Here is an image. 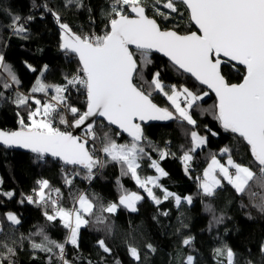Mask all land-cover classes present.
<instances>
[{
    "label": "trees",
    "instance_id": "1",
    "mask_svg": "<svg viewBox=\"0 0 264 264\" xmlns=\"http://www.w3.org/2000/svg\"><path fill=\"white\" fill-rule=\"evenodd\" d=\"M151 3L152 0H144L146 8ZM111 4L112 0H72L71 3L69 0H0L1 130H19L18 114L28 122V112L36 108L31 97L38 80L55 89L67 85V80L72 77L84 75L78 59L64 50L62 37L65 32L60 24H67L72 33L81 37L102 36ZM148 14L151 16V11ZM14 16L21 18L19 23L26 31H15ZM165 26L180 34L195 31L187 12L183 17L174 14V20L162 24ZM136 58L143 79L135 75L134 83L146 91L151 89L145 82H150L153 73L158 71L165 91L175 85L177 90L187 87L196 94L208 93L190 110L197 121L194 128L176 119L162 125L141 127L143 135L139 146L147 155L138 159L137 172L144 180L158 177L151 166V161L155 160L167 173L159 176L158 186L154 189L161 202L152 201L135 178L130 173L125 174L126 165L112 161L109 156H105L103 164L93 166L89 173L82 166L67 167L42 156L0 147V226L3 228L0 242L16 249L15 256H9L6 249L0 247V253L8 257L4 264L9 261L14 264H64L65 261L67 264H187L188 256L194 258L193 264H228L229 248L234 254L233 264H264V211L258 207L264 204V184L254 178L249 181L250 192L246 189L245 193H237L226 180H222L223 187L208 196L201 190V181L197 179L203 178L213 156L224 163L229 155L234 162L250 167L259 177L250 147L238 134L222 128L215 118L216 99L192 78L156 54H150L151 63L146 66L138 54ZM222 74L229 83L238 84L243 80L245 69L223 66ZM12 75L16 81L12 80ZM18 94L30 97L27 105L14 103ZM61 95L67 105L80 112L86 111V89L82 85H67ZM52 96H56V91L49 90L48 94L39 97L45 103ZM151 99L159 107L173 110L162 93L152 91ZM61 105L64 107L58 112L65 113L70 124H74L73 114ZM53 116V126L68 132L69 125L61 124L56 113ZM191 130L206 138L203 147L195 151H190L193 147ZM94 133L96 139L89 149L99 161L97 151L104 146L105 134L119 145L133 142L104 122L97 123ZM224 148H228L229 153H224ZM161 152L167 155L161 158ZM185 152L192 156L187 162V171L183 160ZM42 181L48 182L45 195L54 189L60 197L59 207L72 209L80 196L87 197L93 204L92 213L83 214L88 224L79 229L80 245L67 242L70 230L64 227L59 217L47 219V215L55 214L51 200L34 201ZM165 190L174 195L164 199ZM125 192L143 195L136 204V211L124 206L115 213L101 211L117 203ZM29 196L31 202L27 199ZM175 196L180 197L179 204ZM188 196L192 197L191 204L186 201ZM8 213L15 214L20 223L14 225L7 220ZM97 217H103L102 222H97ZM100 239L105 241L110 252L99 247L97 242ZM185 240L190 243L185 244ZM33 243L52 251L34 249ZM57 244L64 245L63 259L55 246ZM130 246L138 250L139 260L130 255Z\"/></svg>",
    "mask_w": 264,
    "mask_h": 264
},
{
    "label": "snow or ice",
    "instance_id": "2",
    "mask_svg": "<svg viewBox=\"0 0 264 264\" xmlns=\"http://www.w3.org/2000/svg\"><path fill=\"white\" fill-rule=\"evenodd\" d=\"M71 2L72 0H69V3ZM148 11H151V16ZM129 12L134 15H129ZM184 12H187L190 21L197 26L198 32L180 34L174 29L162 27L165 22L174 20V14L183 17ZM56 18L59 21L58 15ZM20 19L19 16L13 17L17 33L26 31L23 24L19 23ZM60 27L66 34L63 47L78 55L82 65L81 71L84 73L83 76L77 75L68 79L67 85H82L86 89L87 110L80 112L78 108L67 105L65 97L61 95L66 91L67 85L56 86V96L52 97L56 103L40 106L41 101L35 100L38 107L28 112L27 123L25 117L18 114L19 130H0V144L28 148L41 155L51 153L52 156L61 157L67 164H82L91 173L93 166L101 162L93 159L89 153L86 139L81 140L71 132L61 131L53 126V113L59 117L61 124H69L64 115L57 111L59 105H65L75 117L74 124L70 125L74 127H80L89 117H103L110 125H117L119 129L127 132L133 142L131 145H118L105 134L101 151L112 161L126 165L125 174L130 173L148 196L159 204L161 201L148 187V184L156 185L158 178L147 177L142 181L137 175V160L147 154L144 153L143 147L139 146L143 132L141 125L136 121L176 119L181 123L187 122L194 128L197 121L190 110L208 93L196 94L187 87L177 90L175 85L165 91L158 71L153 73L150 82H145L151 91L137 86L133 82L134 75H138L140 79H143V76L136 56L138 54L146 66L151 63L150 54L155 50L169 57L178 70L190 73L201 84L207 85L215 92L218 98L215 118L225 131L238 134L247 143L260 173L257 177L250 167L234 162L231 155L228 156L227 166L213 156L211 163L204 170L203 178H197L201 181L199 186L203 193L212 196L217 188L223 187L222 180H226L237 193H245L246 189L250 192L249 181L254 178L264 184V0H152L147 8L144 0H112L104 35L81 37L72 33L67 24H60ZM131 45L135 46V51L130 48ZM222 56L244 66L245 75L241 83L231 84L220 74ZM2 61L3 57L0 56V62ZM12 80L16 81L14 75ZM46 90L47 86L39 80L37 86L32 89L33 92ZM152 91L162 93L170 101L173 110L169 111V108H162L154 103L151 99ZM29 99L28 96L18 94L14 103L24 106L28 104ZM92 127V124L87 125L92 138L96 139ZM189 134L193 145L190 151H195L206 143V138L198 135L197 131L191 130ZM229 151L228 148L223 149L224 153ZM166 155V152L160 153L161 158ZM191 159L192 156L185 152V171L187 162ZM151 166L161 175H167L155 160L151 161ZM40 183L41 190L36 195L39 200L44 201L43 189L48 186V182ZM56 191L59 192L58 189ZM173 195L165 190L164 199ZM27 199L32 201L31 196ZM141 199L143 197L135 192H125L121 195L119 204L136 211L135 202ZM186 199L188 203L192 202L191 196ZM175 200L177 204L180 203L179 196H175ZM51 203L55 205L56 201L51 200ZM78 203V208L67 210L57 207L54 208V215L45 213L48 220L57 217L61 219L64 227L70 230L67 242L73 245L77 244L81 225L88 224L83 214H91L93 209V204L85 196H80ZM117 207L118 205L113 203L101 211L113 213ZM258 207L264 211V204ZM7 220L13 224L20 223L11 213L7 214ZM102 220L103 217H97V222ZM2 231L3 228L0 227V232ZM97 243L104 252L111 251L103 239ZM184 243L189 244L190 241L185 240ZM55 246L60 250L63 259L64 245ZM0 247L6 249L9 256H15V248L3 242H0ZM32 247L52 251L41 244L33 243ZM129 252L136 260L140 259L135 247L130 246ZM233 256L232 250L227 249L228 264H232ZM7 258L0 253V264H4ZM193 260L192 256H188L187 264H193ZM9 264H14V261H9ZM64 264H67V261Z\"/></svg>",
    "mask_w": 264,
    "mask_h": 264
},
{
    "label": "water",
    "instance_id": "3",
    "mask_svg": "<svg viewBox=\"0 0 264 264\" xmlns=\"http://www.w3.org/2000/svg\"><path fill=\"white\" fill-rule=\"evenodd\" d=\"M129 15H134L133 13H128ZM194 28H195V32H198V28L197 26L192 23ZM65 33L63 34V37H62V40H63V43H64V37H65ZM130 48L135 51V46L134 45H131ZM64 50H67L70 54H72L73 56H75L77 59H78V55L76 53H73L71 52L70 50L68 49H65ZM151 54H156L162 58H164L165 60H167L172 66L173 63L170 61L169 57L165 56L162 52H157L155 50H153L151 52ZM221 60H222V63L220 65V74H222V68L223 66H229V65H232L235 69L237 68H244L243 65H240L238 62L236 61H229V58H226V57H221ZM78 62L80 63L79 59H78ZM80 66L82 68V65L80 63ZM175 67V66H174ZM177 68V67H175ZM245 69V68H244ZM180 72H182L183 74H185L186 76L192 78L197 84H199L200 86H202L205 90H207L212 96H214V98L216 99L217 103H218V98L216 97V94L215 92L210 89L207 85L205 84H201L195 77H193L190 73H186L184 72L183 70H179ZM84 74V73H83ZM135 77V75H134ZM227 81V79H225ZM133 82H134V78H133ZM228 82V81H227ZM87 98V97H86ZM87 110V108H86ZM168 121L170 120H145V121H139L137 119V123H139L142 126H149V125H152V124H166ZM98 122H104L106 125L112 127L114 130H116L117 132H119L121 135L131 139L133 141V138L127 133V132H124L122 129H119V127L117 125H110L107 120L103 117H99V116H93V117H89L85 122L84 124H81L80 127H74V129L71 131L72 135L73 136H78L81 138V140H87V144H86V148L88 149L89 153L91 154L90 152V145L93 141V138H92V134L89 132L88 128H87V125L89 124H92L93 127H92V132H94L95 128H96V125ZM1 130V129H0ZM5 131V130H3ZM81 135H86L88 137H83ZM0 147L6 149V150H9V151H18V152H23V153H29V154H33V155H38V156H42L44 158H47V159H50V160H53V161H56V162H59L61 164H63L64 166H67V167H77V166H82L84 167L82 164H76V165H73V164H67L64 162V160L61 158V157H56V156H52L51 153H44L43 155L41 154H38V153H35V152H32L31 149H28V148H23V147H20V146H16V145H13V146H6V145H3V144H0ZM92 155V154H91ZM94 159V157H93ZM85 168V167H84Z\"/></svg>",
    "mask_w": 264,
    "mask_h": 264
},
{
    "label": "rangeland",
    "instance_id": "4",
    "mask_svg": "<svg viewBox=\"0 0 264 264\" xmlns=\"http://www.w3.org/2000/svg\"><path fill=\"white\" fill-rule=\"evenodd\" d=\"M36 86H37V84H36ZM35 86V87H36ZM49 90H53V91H55V89L54 88H51V87H48L47 86V90L46 91H37V92H32V100H33V102H34V104H35V100H40L41 101V105L40 106H42L43 104H46V103H56V101H54L53 99H47V102L45 101V103H43L42 102V100L40 99V95H42L43 93L45 94V93H47L48 94V91ZM42 93V94H41ZM34 95H37V96H34ZM52 97H54V96H52ZM36 105V104H35ZM60 106V105H59ZM58 106V107H59ZM182 106H183V103H182ZM36 107H38V105H36ZM64 107V106H63ZM54 114V113H53ZM62 114V113H61ZM62 115H64V117L68 120V118H67V115L65 114V113H63ZM66 125V127H67V125H69L68 126V128H69V130H68V132H71L73 129H74V127L73 126H70V125H73V124H70V122H69V124H65ZM72 127V128H71ZM81 136H83V137H86V135H81ZM119 145V144H118ZM203 147V145L201 146V147H199V148H196V150L197 149H200V148H202ZM98 152V151H97ZM101 154H103V155H105V156H108L106 153H104L103 151H101ZM98 159H100V162H101V164H103V160H102V156H99L98 157ZM139 161L137 160V163H138ZM139 164V163H138ZM137 170H138V168H137ZM155 171H156V173L158 174V177H154V178H158L159 179V176L161 175L156 169H155ZM137 175H138V172H137ZM139 176V175H138ZM140 177V176H139ZM141 178V177H140ZM158 179L156 180V185H153V184H148V187H150L151 189H152V191H153V194L155 195V192H154V189L158 186ZM141 180L143 181L144 179L143 178H141ZM0 181H1V179H0ZM39 189L41 190V186L39 187ZM45 190H46V188H44L43 189V191H44V193H45ZM52 190L53 189H51V192H52ZM39 192V191H38ZM37 192V193H38ZM145 193H146V195L148 196V194H147V192L145 191ZM46 194H47V196H49V193L48 192H46ZM138 195H140L141 197H143V195L142 194H140V193H137ZM37 196V195H36ZM46 196V195H45ZM57 197V196H56ZM56 197H53L54 198V200L56 201V204L54 205V208H56V207H58V203H57V199H56ZM149 197V196H148ZM152 201H154L155 202V200H153L151 197H149ZM52 199V198H51ZM35 202H44V201H41V200H39V198H38V196H37V199H35L34 200ZM140 201V200H139ZM139 201H136L135 202V208H136V204L139 202ZM186 201H187V199H186ZM180 202H181V199H180ZM192 203V202H191ZM191 203H189V204H191ZM117 205H118V207H117V210L115 211V212H117L118 211V209H119V207L120 206H123V205H120L119 204V201L116 203ZM76 207L78 208L79 207V203H77L76 204ZM125 207V206H124ZM129 209V208H128ZM130 211H132L131 209H129ZM115 212H113V213H115ZM13 215H15V214H13ZM16 216V215H15ZM17 217V216H16ZM17 219H18V217H17ZM12 223V222H11ZM13 224V223H12ZM14 225H17V224H14ZM1 227V226H0ZM79 233V232H78ZM80 237H78V243H77V245H80ZM263 250H264V245H263ZM234 263V259H233V261H232V264Z\"/></svg>",
    "mask_w": 264,
    "mask_h": 264
},
{
    "label": "built area",
    "instance_id": "5",
    "mask_svg": "<svg viewBox=\"0 0 264 264\" xmlns=\"http://www.w3.org/2000/svg\"><path fill=\"white\" fill-rule=\"evenodd\" d=\"M49 100V99H48ZM47 102V101H46ZM58 111L59 110H62L63 109V107H62V105H60L58 108ZM72 128V127H71ZM98 154L100 155V156H102V160H104V158H105V155H103V154H101V150L99 149L98 150ZM41 186V185H40ZM49 196H50V198H52V199H49ZM49 196H45V200H44V202H46V201H50V200H54V198L53 197H56V199H57V205H58V207H59V204L61 203V199H60V197L57 195V193H55V190L53 189L52 190V192H50L49 193ZM45 204V203H44ZM74 207H76V206H74ZM57 208V207H56ZM77 208V207H76Z\"/></svg>",
    "mask_w": 264,
    "mask_h": 264
},
{
    "label": "crops",
    "instance_id": "6",
    "mask_svg": "<svg viewBox=\"0 0 264 264\" xmlns=\"http://www.w3.org/2000/svg\"><path fill=\"white\" fill-rule=\"evenodd\" d=\"M221 155H223L222 152H221ZM216 159L219 160L221 164H224L225 166H227V161H228V160H226V161L223 163L222 160H220L219 158H216ZM230 171H232V169H230ZM217 175H219V172H218V171H217ZM78 237H79V236H77V243H78Z\"/></svg>",
    "mask_w": 264,
    "mask_h": 264
},
{
    "label": "bare ground",
    "instance_id": "7",
    "mask_svg": "<svg viewBox=\"0 0 264 264\" xmlns=\"http://www.w3.org/2000/svg\"><path fill=\"white\" fill-rule=\"evenodd\" d=\"M57 111H58V109H57ZM59 111H60V110H59ZM38 191H40V189H39ZM38 191H37V192H38ZM37 192H36V193H37Z\"/></svg>",
    "mask_w": 264,
    "mask_h": 264
}]
</instances>
